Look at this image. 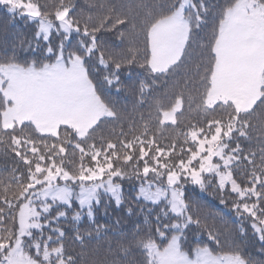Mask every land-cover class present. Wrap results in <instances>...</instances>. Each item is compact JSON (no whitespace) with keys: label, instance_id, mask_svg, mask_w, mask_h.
Masks as SVG:
<instances>
[{"label":"snow or ice","instance_id":"6c2138e0","mask_svg":"<svg viewBox=\"0 0 264 264\" xmlns=\"http://www.w3.org/2000/svg\"><path fill=\"white\" fill-rule=\"evenodd\" d=\"M190 3L183 0L158 25L148 9L138 25L131 5L125 13L112 0H93L88 12L77 0H0L9 23L19 16L26 24H36L32 34L37 52L24 59L40 70L28 94L13 96L0 83V153L17 161L0 174V264H75L63 247L65 230L58 227L67 213L53 214V202L71 205L74 184H79L81 197L100 192L118 197L123 181L132 177L144 178L139 198L157 208L164 204L167 213L157 218L153 235L158 240L150 236L142 241L150 253L146 264H264V168L241 182L231 168L239 160L234 153L241 149L237 145L229 151L226 143L237 132L249 135L251 121L246 117L264 115V84L243 92L231 85L224 71L230 58L222 51L229 41L213 32L196 42L192 29L202 30L208 8L201 4L190 21L184 17ZM110 35L123 45L119 51ZM73 37L77 39L71 43ZM193 42L203 53V72L197 66L201 88L178 90L172 108L160 115L165 124L175 126L187 95L189 112H197L203 123H191L187 131L176 129L174 143L127 138L112 127L105 132V125L121 118L111 90L133 91L143 102L158 77L181 70ZM18 46L25 47L24 41ZM132 65L145 77L127 89L121 74ZM165 96L171 98L170 93L153 96L158 111ZM189 185L220 205L231 202L236 214L251 222L261 245L258 253L246 252V243L240 242L248 238L243 221L228 231V253L213 255L209 246L196 241L193 226L207 229L202 219L209 209L205 205L197 215L190 213ZM207 231L219 245V233Z\"/></svg>","mask_w":264,"mask_h":264},{"label":"trees","instance_id":"16d2710c","mask_svg":"<svg viewBox=\"0 0 264 264\" xmlns=\"http://www.w3.org/2000/svg\"><path fill=\"white\" fill-rule=\"evenodd\" d=\"M256 4L264 8L260 0H254ZM93 0H77L81 8L88 12ZM117 10H123L127 13V6H132L131 16L135 18L139 25L148 9L153 12L152 21L157 24L161 20L168 18L175 11L182 0H112ZM239 0H191L184 11L185 17L195 20V10L201 8L204 4L208 8L206 23L202 30L194 32V40L198 42L201 39H209L213 32L218 35L224 23L228 12L233 9ZM193 5L195 7H193ZM123 6V8H122ZM36 30V24L33 22L25 23L19 16L16 22L11 24L6 18V12L0 8V66L17 65L28 67L29 62L24 59L37 52L33 41V32ZM55 38V37H54ZM77 38L73 37L71 43ZM23 40L25 47H19V42ZM33 41V47H27L28 43ZM109 41L113 47L119 51L123 45L114 36H109ZM193 42L189 44L188 51L184 57L181 70L174 75L160 76L152 87V92L147 94L140 102V98L133 91H122L117 93L111 90V96L121 118L110 121L104 126L106 132L109 127L117 129L118 135H126L127 138L136 137H155L161 144L176 142V129L187 131L186 126L200 121V115L197 112H189L187 105V95H185V105L183 111L179 112L178 123L165 124L161 119L160 113L164 110H170L174 100L177 99L175 93L181 89L195 90L201 88L200 79L197 74V66L200 72H203L204 66L201 63L203 53L198 44ZM15 56V59L10 57ZM185 66L187 70H185ZM264 73V72H263ZM145 77L144 71L136 65L126 67L121 74V80L127 89L133 86ZM164 93H170L171 98L165 96L163 105L158 111L153 103V96H161ZM195 103L192 108H195ZM251 123L247 126L249 135L240 136L235 133L231 140L226 141L229 145V151L237 145L240 151L234 153L239 160H233L231 168L236 178L241 182L247 181L253 170L260 172L264 168V115H251L246 117ZM203 123V121H200ZM99 143V140H97ZM254 154V155H253ZM69 158L75 160V156ZM17 161L15 157L9 155L5 157L0 153V174L7 173ZM141 179L132 177L129 181H123V193L121 202L108 195L101 194L98 200L89 210L81 207L78 203L71 206L54 205L53 214L63 211L67 215L58 223V227L64 228L65 237L63 247L67 255L71 256L75 264H146L149 252L142 246V241L153 236V232L158 223V217L163 219L167 213L163 212L164 204L160 208L137 196L139 183ZM152 179V177H148ZM79 187V184H74ZM186 195L193 197L192 206L189 209L192 215H197L201 208L207 205L209 214L202 219V223L207 225V229H195V240L203 242L204 246H209L213 255L228 253L229 245L226 243V237L230 229L236 228L242 221L244 227L248 230L245 251L251 254H257L261 247L251 229V222L245 217L238 216L232 207L231 202L226 206L209 195L200 193L199 189L189 185L186 188ZM231 199H234L231 198ZM219 212V215L216 213ZM79 213L80 219L75 218ZM166 222V221H165ZM208 229H213L219 233L221 243L208 238ZM47 235V231H45ZM78 237H82L78 238ZM162 247V246H161Z\"/></svg>","mask_w":264,"mask_h":264},{"label":"rangeland","instance_id":"374dc122","mask_svg":"<svg viewBox=\"0 0 264 264\" xmlns=\"http://www.w3.org/2000/svg\"><path fill=\"white\" fill-rule=\"evenodd\" d=\"M187 7L188 5L185 6V9ZM185 19L187 18L185 17ZM166 20L167 18L161 20L157 25ZM219 39L229 41L230 46L227 49H222V51H226L230 58L224 66V71L230 77L231 85L236 90L243 92L250 87H258L260 84H264V8L258 6L254 0H239L237 5L228 12L221 26ZM39 74V69H32L30 66H0V78H2L0 83H6L5 90L13 96L28 94L32 91L33 82ZM72 187L74 195L71 205L76 202L87 210L91 208L101 194H108L107 192H100L93 194L91 198L81 197L79 187ZM137 196L139 197V194ZM112 197L117 203H120L122 194H119L118 197ZM81 199L86 202L81 203ZM144 200L148 201L147 199ZM53 203L59 205L58 202ZM81 217L82 215L79 213L75 215L77 219Z\"/></svg>","mask_w":264,"mask_h":264}]
</instances>
